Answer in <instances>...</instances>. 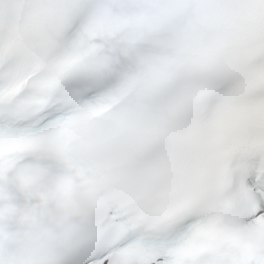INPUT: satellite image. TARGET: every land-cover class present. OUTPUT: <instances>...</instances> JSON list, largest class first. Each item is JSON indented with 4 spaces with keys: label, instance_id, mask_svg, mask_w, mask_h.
I'll return each mask as SVG.
<instances>
[{
    "label": "snow or ice",
    "instance_id": "obj_1",
    "mask_svg": "<svg viewBox=\"0 0 264 264\" xmlns=\"http://www.w3.org/2000/svg\"><path fill=\"white\" fill-rule=\"evenodd\" d=\"M0 264H264V0H0Z\"/></svg>",
    "mask_w": 264,
    "mask_h": 264
}]
</instances>
